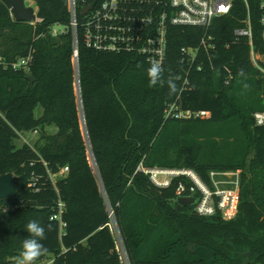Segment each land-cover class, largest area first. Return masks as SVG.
<instances>
[{
	"label": "trees",
	"instance_id": "trees-1",
	"mask_svg": "<svg viewBox=\"0 0 264 264\" xmlns=\"http://www.w3.org/2000/svg\"><path fill=\"white\" fill-rule=\"evenodd\" d=\"M32 1L34 24L16 22L0 0V175L18 177L16 197L0 202L10 205L0 208V264H15L31 220L46 227L36 264H264V125L254 118L264 112V73L233 33L249 12L254 51L264 55L260 0H235L207 30L170 27L156 86L144 58L81 39L76 68L69 1ZM206 33L216 50L182 62L181 49ZM29 52V71L15 69ZM172 104L210 116L168 118ZM32 134L34 145L22 141ZM152 168L191 169L211 188V172L240 171L236 216L179 206L177 182L155 186L144 173ZM59 203L61 221L52 219Z\"/></svg>",
	"mask_w": 264,
	"mask_h": 264
},
{
	"label": "built area",
	"instance_id": "built-area-1",
	"mask_svg": "<svg viewBox=\"0 0 264 264\" xmlns=\"http://www.w3.org/2000/svg\"><path fill=\"white\" fill-rule=\"evenodd\" d=\"M70 30L73 42V56L78 65L79 42L96 52L129 53L144 58L149 64L156 61L162 68L166 64L169 48L170 27L208 29L215 19L228 16L235 0H68ZM246 5L248 0H243ZM90 8L86 14L83 11ZM260 23L264 29V0H260ZM37 21H39L37 19ZM33 22L32 24L36 23ZM244 26L234 30L237 41L247 40L251 47V58L264 57L254 51L253 30L250 15L243 22ZM62 33L60 28L53 29V35ZM264 40V30L262 33ZM201 50L207 54L216 50L212 35H204L198 47H183L182 62L193 65L199 58ZM32 52L20 57L13 64L15 69L29 71L33 60ZM264 73V66L255 62ZM198 70L202 66H197ZM231 76L225 81L230 84ZM205 111L194 112L180 110L172 104L166 110V117L174 118H207ZM257 125H264V112L255 114ZM68 171L64 168L60 174ZM154 185L159 188H170L177 182L176 194L179 197H194L195 211L200 216L211 217L217 211L224 218L232 219L237 214V196L240 181L231 182V186L221 188L215 178L220 174L213 171L209 174L213 188L208 186L200 176L191 169L152 168L144 169ZM55 176V175H54ZM52 176V180L53 177ZM54 182V181H53ZM198 195V196H196ZM63 203L58 205V213L52 219L61 221ZM63 225V224H62Z\"/></svg>",
	"mask_w": 264,
	"mask_h": 264
},
{
	"label": "clouds",
	"instance_id": "clouds-1",
	"mask_svg": "<svg viewBox=\"0 0 264 264\" xmlns=\"http://www.w3.org/2000/svg\"><path fill=\"white\" fill-rule=\"evenodd\" d=\"M163 68L159 62L153 61L147 69L149 86H156L163 83ZM170 92L176 91V85L171 78L167 81ZM50 229V225L48 226ZM26 231L29 236L22 242V250L15 258V264H36L46 252L47 249L42 243L46 239V227L36 220H31L26 225Z\"/></svg>",
	"mask_w": 264,
	"mask_h": 264
},
{
	"label": "water",
	"instance_id": "water-1",
	"mask_svg": "<svg viewBox=\"0 0 264 264\" xmlns=\"http://www.w3.org/2000/svg\"><path fill=\"white\" fill-rule=\"evenodd\" d=\"M9 8L10 13L14 20L19 23H33L37 21L38 16L34 7L27 6L25 0H2ZM90 8L83 11V15ZM29 79L34 81V77L30 76ZM18 177L12 173L0 175V202L4 200L14 199L17 195ZM179 206L188 207L194 204V197H179L177 199Z\"/></svg>",
	"mask_w": 264,
	"mask_h": 264
},
{
	"label": "rangeland",
	"instance_id": "rangeland-1",
	"mask_svg": "<svg viewBox=\"0 0 264 264\" xmlns=\"http://www.w3.org/2000/svg\"><path fill=\"white\" fill-rule=\"evenodd\" d=\"M25 1H26V5L27 6L34 7L35 11L37 12V7H36L37 5H35V3L32 0H25ZM252 61H255L256 63L257 62H262L264 64V57L255 58ZM34 134L25 136L24 139H22V141H26L29 144L34 145L33 141L36 139V135H34ZM217 172H219L220 174L215 178V180L219 183V186L221 188L229 187L232 184L231 182H234L237 179H239V181H240V179H241L240 178V171H238V170H228V171L227 170H220V171H217ZM61 176H62V174L55 175L53 177V181H54L55 184L57 182V179L59 177H61ZM0 208H2L3 210H7L8 208H10V205L9 204H2ZM111 226H112L113 232L115 233V237H116V240H117L118 248L121 251H123V245H122V240H121V237H120V233H119V231L117 229V225H116V222H115L113 217H112V225ZM40 264H52L51 257L47 258L46 260H44Z\"/></svg>",
	"mask_w": 264,
	"mask_h": 264
},
{
	"label": "crops",
	"instance_id": "crops-1",
	"mask_svg": "<svg viewBox=\"0 0 264 264\" xmlns=\"http://www.w3.org/2000/svg\"><path fill=\"white\" fill-rule=\"evenodd\" d=\"M51 261H52V259H51Z\"/></svg>",
	"mask_w": 264,
	"mask_h": 264
}]
</instances>
